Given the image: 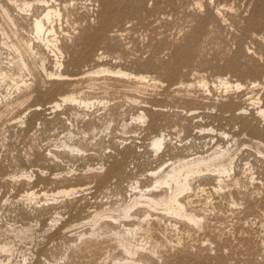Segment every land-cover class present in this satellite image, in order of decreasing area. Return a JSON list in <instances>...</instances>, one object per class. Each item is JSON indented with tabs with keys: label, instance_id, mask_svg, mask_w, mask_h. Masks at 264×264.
Instances as JSON below:
<instances>
[{
	"label": "rangeland",
	"instance_id": "374dc122",
	"mask_svg": "<svg viewBox=\"0 0 264 264\" xmlns=\"http://www.w3.org/2000/svg\"><path fill=\"white\" fill-rule=\"evenodd\" d=\"M49 4L63 78L39 69L60 73L42 44L30 72L13 62L6 42L38 45L31 17L0 31V264H264V0ZM73 94L99 104L46 111ZM188 163L180 198L201 225L144 202L125 218Z\"/></svg>",
	"mask_w": 264,
	"mask_h": 264
},
{
	"label": "bare ground",
	"instance_id": "6f19581e",
	"mask_svg": "<svg viewBox=\"0 0 264 264\" xmlns=\"http://www.w3.org/2000/svg\"><path fill=\"white\" fill-rule=\"evenodd\" d=\"M50 1L53 3L57 2V0H50ZM50 1L49 0H0V21H1L0 22V28H1L0 31L3 32L4 36L7 35V37H8V34L5 32V29L3 28L4 23L8 24L9 26H12L13 28H15L17 25V19L11 13V10H13V9L17 10L18 12H20V14H23V16L25 15L24 18H21V19H28V17H31V19H32L31 22H32L33 31L35 34V39L38 41L37 46H35L34 43L24 42V41H22L24 43H13V42H10V43L6 42L5 43L4 42L6 45H8L7 47L11 48L12 54L14 55V57L12 56L14 59L13 62L16 63L15 65H17V68L20 71H27V72L31 71V69H30L31 64L29 62L32 61V59H33L32 64L34 62H37L36 60L38 57V52L36 50V47L39 48L40 44H42L43 46L48 47L50 49L52 48L51 50L54 53L55 58H56V60H55L56 61V69L59 72L64 67L63 60H62L64 55H63V51L59 47V40L57 38L58 36L56 33V27L54 25V22L57 21V19L60 21L62 13L58 7L50 5L49 4ZM20 16L21 15H17L18 18ZM15 30H17V29H15ZM50 37H53V38H50ZM102 58L103 57H101V56L99 57V59H102ZM39 62H40V64H39L40 68L39 69L41 71H43L45 73V75H48L50 77L57 76L59 78L64 77V75L61 72L56 73V74L48 73V70L46 67V61L44 59H40ZM33 66H34V64H33ZM104 73H112V74L115 73L117 75H123L124 77L125 76H128V78L131 77L130 75H127L122 71L112 72V71L104 69V70L93 72V74H95V75H100V74H104ZM21 76L22 75H20V77ZM85 77H87V76H85ZM113 77H116V76H113ZM146 78L147 77H141L138 80L143 82ZM54 79H56V78H54ZM81 79H82V77H81ZM122 79H125V78H122ZM62 80H64V79H62ZM62 80L60 79V81H62ZM67 80L72 81V79H67ZM21 83H22L21 85H17V86L15 85L18 90H22V88L27 87L26 81H21ZM16 84H20V83H16ZM225 85H229V83H225ZM68 103L80 104V105L85 106L86 108L94 107L95 105L99 104V102L96 104L95 102H92L89 100L78 99V96L76 97L75 94H73V95H66L63 98L61 97L60 100H53L52 102L49 103V106L46 107L47 110L46 109H44V110H46V111L49 110V111L53 112L54 110L61 108L63 106V104L65 105ZM100 104H105V103L100 102ZM260 115L264 119V109L260 110ZM140 119H144V116L140 117ZM165 141H166L165 137L155 138V141L153 143L155 149L157 151L160 150L164 146ZM68 148L72 152L80 151L78 148H76L74 146H68ZM222 156H223V154H220V157H222ZM198 167H201L204 170V169H207L209 166H201L199 164ZM189 168H191L190 163L175 167L166 178H164L161 182H159L163 188H166L169 191H171L170 194H168L166 196L164 195L165 197H161L159 195L155 196V195H150V194H141V195H139V199H138V194H136L134 199L131 201V203L128 204L125 208V212H124L125 218H130L131 212L138 207V204L144 202V203H147V205L149 207H159V206L162 207L163 205L167 206L166 211L169 212V214H171L173 216L175 215L178 218H185L186 222L189 224L199 225L200 220L198 219V217L195 214L188 213V211L186 210V205H185L184 201L181 200V198H180V195L191 190L190 175L188 174ZM212 168H214V167H212ZM215 169H218V168H215ZM228 169H230V165L228 166ZM29 178H32V177H29ZM221 182H223V181H221ZM134 189L137 190L138 187H135ZM75 194H76L75 189L74 190L71 189L68 191H60V192H58L56 194H52L50 196H51L52 200H57V198L59 196L71 197ZM44 195H47V194H44ZM25 197L29 201H34V200H37L39 198V195L36 192H28ZM154 211H155V209H154ZM148 213H149V211H148ZM111 218L115 221H119V218H117V217H111ZM151 224L152 223L149 220L146 222V225H147L145 228L146 234L151 233V231H152ZM122 225H123V223H122ZM134 231L135 230H129L127 234L130 235ZM125 249L126 250L129 249V246L127 244L125 245ZM0 252L9 253L10 252L9 246L8 245L0 246ZM139 264H141V263H139Z\"/></svg>",
	"mask_w": 264,
	"mask_h": 264
}]
</instances>
